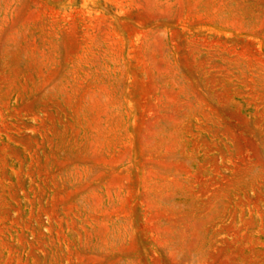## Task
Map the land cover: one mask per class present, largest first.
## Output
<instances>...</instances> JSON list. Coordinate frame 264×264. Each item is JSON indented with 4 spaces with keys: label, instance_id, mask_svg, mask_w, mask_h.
I'll return each instance as SVG.
<instances>
[{
    "label": "rangeland",
    "instance_id": "1",
    "mask_svg": "<svg viewBox=\"0 0 264 264\" xmlns=\"http://www.w3.org/2000/svg\"><path fill=\"white\" fill-rule=\"evenodd\" d=\"M0 264H264V0H0Z\"/></svg>",
    "mask_w": 264,
    "mask_h": 264
}]
</instances>
